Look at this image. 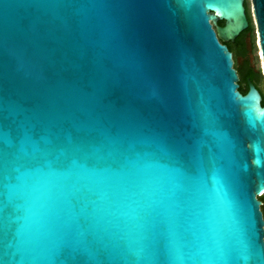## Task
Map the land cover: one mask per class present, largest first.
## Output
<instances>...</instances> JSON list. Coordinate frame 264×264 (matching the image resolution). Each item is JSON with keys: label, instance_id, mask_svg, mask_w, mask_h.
<instances>
[{"label": "water", "instance_id": "obj_1", "mask_svg": "<svg viewBox=\"0 0 264 264\" xmlns=\"http://www.w3.org/2000/svg\"><path fill=\"white\" fill-rule=\"evenodd\" d=\"M244 2L0 0L2 264H31L18 238L23 221L15 219L13 204L21 201L9 203L5 186L22 183L15 168L27 172L43 163L37 147L51 152L57 168L74 159L118 167L110 158L98 162L72 151L89 130L113 131L109 121L94 125L82 114L90 108L131 126L129 142L147 154L141 163L154 166L166 188L173 177L187 188L183 228L206 239L207 255L218 257L212 238L220 242L224 259L217 264H264L263 96L251 80L249 90L240 91L227 45L249 27ZM252 16L264 71V0H252ZM134 225L119 214L111 219L105 243L113 259L86 231L75 236L87 241L86 250L58 259L135 260L134 252L120 251L122 237H135ZM144 256L139 264H158Z\"/></svg>", "mask_w": 264, "mask_h": 264}, {"label": "snow or ice", "instance_id": "obj_2", "mask_svg": "<svg viewBox=\"0 0 264 264\" xmlns=\"http://www.w3.org/2000/svg\"><path fill=\"white\" fill-rule=\"evenodd\" d=\"M82 114L94 125L109 121L113 131L89 130L72 151L84 159L95 157L98 162L110 158L118 167H101L99 163L88 167L74 159L71 166L57 168L48 159L51 152L37 147L42 164L37 162L27 172L14 169L22 183L5 187L9 203L21 201L13 204L19 213L15 219L23 221L18 238L30 254L31 264H63L58 259L62 253L86 250L87 241L75 239L85 231L100 245L99 250L113 259L105 241L111 236L108 225L117 214L135 221V237H122L126 244L121 253H135V260L122 257L125 264H139L146 252L158 264H217L223 260L224 249L219 241L212 238L219 256L207 255L206 239L183 228L181 205L187 188H182L176 177L172 178V186L166 188L165 180L152 174L154 166L141 163L147 154L136 151L129 142L131 126L122 118L95 108ZM93 130L99 135L93 136ZM241 259L247 262L249 257L242 254Z\"/></svg>", "mask_w": 264, "mask_h": 264}, {"label": "flooded vegetation", "instance_id": "obj_3", "mask_svg": "<svg viewBox=\"0 0 264 264\" xmlns=\"http://www.w3.org/2000/svg\"><path fill=\"white\" fill-rule=\"evenodd\" d=\"M246 13L249 19V27L245 29L240 35L236 38L235 41H230L231 45H228L229 49L232 52L233 57V66L237 69L239 74V89L242 86L249 90V81L251 80L254 85L259 89L263 98H264V88L262 86V81L264 79V74L262 70L260 50L257 44V34L256 26L253 21L252 16V0H245ZM250 16L254 24V29L251 30L250 25ZM212 22V21H211ZM225 21L220 20L219 24L224 25ZM213 27L216 29L215 25ZM250 40V44L248 43ZM241 91V90H240ZM246 91V92H247ZM242 93H246L241 91ZM261 211L264 219V196L262 198Z\"/></svg>", "mask_w": 264, "mask_h": 264}, {"label": "trees", "instance_id": "obj_4", "mask_svg": "<svg viewBox=\"0 0 264 264\" xmlns=\"http://www.w3.org/2000/svg\"><path fill=\"white\" fill-rule=\"evenodd\" d=\"M250 22H251L250 28H251V30H253V29H254V24H253V22H252V18H251V16H250ZM227 44H228V45H231V42H227ZM240 90L243 91V92H246V91H247V88H243V87L241 86V87H240ZM262 103L264 104V98H263V100H262ZM262 198H263V196H262ZM262 198H261V199H262Z\"/></svg>", "mask_w": 264, "mask_h": 264}, {"label": "rangeland", "instance_id": "obj_5", "mask_svg": "<svg viewBox=\"0 0 264 264\" xmlns=\"http://www.w3.org/2000/svg\"><path fill=\"white\" fill-rule=\"evenodd\" d=\"M257 34V33H256ZM261 56V55H260ZM263 72V74H264V71H262ZM262 86H263V88H264V79H263V81H262ZM262 198V197H261Z\"/></svg>", "mask_w": 264, "mask_h": 264}]
</instances>
